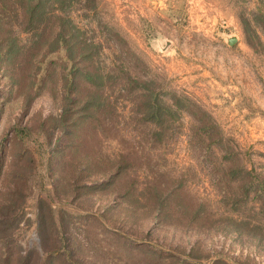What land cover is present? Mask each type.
<instances>
[{
	"label": "rangeland",
	"instance_id": "obj_1",
	"mask_svg": "<svg viewBox=\"0 0 264 264\" xmlns=\"http://www.w3.org/2000/svg\"><path fill=\"white\" fill-rule=\"evenodd\" d=\"M0 264H264V0H0Z\"/></svg>",
	"mask_w": 264,
	"mask_h": 264
}]
</instances>
